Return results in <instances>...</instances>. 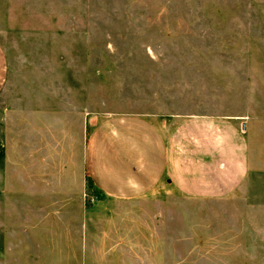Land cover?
I'll return each mask as SVG.
<instances>
[{
	"label": "rangeland",
	"instance_id": "374dc122",
	"mask_svg": "<svg viewBox=\"0 0 264 264\" xmlns=\"http://www.w3.org/2000/svg\"><path fill=\"white\" fill-rule=\"evenodd\" d=\"M0 48V264H264L263 166L222 200L164 179L114 201L80 181L110 114L165 134L195 115L262 121L264 165V0H0Z\"/></svg>",
	"mask_w": 264,
	"mask_h": 264
},
{
	"label": "crops",
	"instance_id": "0c3cea01",
	"mask_svg": "<svg viewBox=\"0 0 264 264\" xmlns=\"http://www.w3.org/2000/svg\"><path fill=\"white\" fill-rule=\"evenodd\" d=\"M8 75L0 48V94ZM261 122L195 115L165 134L148 116L110 114L88 132L80 181L87 176L101 197L114 201L140 198L164 179L188 199L222 200L248 191L249 179L264 167L254 140Z\"/></svg>",
	"mask_w": 264,
	"mask_h": 264
},
{
	"label": "built area",
	"instance_id": "2783aa9c",
	"mask_svg": "<svg viewBox=\"0 0 264 264\" xmlns=\"http://www.w3.org/2000/svg\"><path fill=\"white\" fill-rule=\"evenodd\" d=\"M244 127H245L244 124H242L241 127H240V130H241L242 132L244 131Z\"/></svg>",
	"mask_w": 264,
	"mask_h": 264
},
{
	"label": "trees",
	"instance_id": "16d2710c",
	"mask_svg": "<svg viewBox=\"0 0 264 264\" xmlns=\"http://www.w3.org/2000/svg\"><path fill=\"white\" fill-rule=\"evenodd\" d=\"M89 185H90V187H91V184H90V183L88 184V187H89Z\"/></svg>",
	"mask_w": 264,
	"mask_h": 264
}]
</instances>
